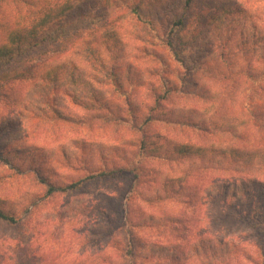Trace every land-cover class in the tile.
<instances>
[{"label": "rangeland", "instance_id": "rangeland-1", "mask_svg": "<svg viewBox=\"0 0 264 264\" xmlns=\"http://www.w3.org/2000/svg\"><path fill=\"white\" fill-rule=\"evenodd\" d=\"M198 4L200 10L230 6L243 13L235 14L230 20V31H224L226 38L231 37L226 46H220L225 38L209 35L203 45L208 47L207 51L198 54L189 49L185 52V65L177 62L157 39L150 42L158 44L152 48L163 56L165 63L143 54V46L150 43L134 40L135 25L129 19L119 18L118 32L112 34L117 35L125 51L113 47L110 55L127 53L124 66L117 71L121 78H125L126 67L132 64L135 68L133 82L125 86L124 98L139 105L144 116L154 114L158 118L148 128L154 139L147 141L153 148L163 144V138L173 145L217 144L221 139L213 124L220 122L221 117L245 118L250 125L264 121V56L245 57L238 48L241 32L250 27H256L264 39V0H199ZM4 10L15 15L18 8L12 4ZM80 13L81 10L72 13L73 22L66 33L71 32L74 22L80 26ZM118 16L115 14L114 19ZM6 40L7 32L0 33V48ZM66 45L69 50H80L73 41ZM61 47L56 40L49 41L42 52L20 57L4 66L3 72L26 71L56 59L55 50ZM31 84L15 83L10 91L24 100L33 89ZM116 87H100L110 92L104 101L113 107L111 113L107 111L110 117L103 119L99 116L107 112L101 104L94 105L90 100L80 102V106L64 99L59 113L53 103L44 104L42 109L30 103L13 107L2 96L0 122H8L10 130L0 136V151L15 145H36L43 150L42 172L25 167L26 162H17L23 169L20 170L0 161V200L25 204L19 226L0 223L2 254L13 264H264V227L254 230L243 225L235 212L223 208L220 196L204 193L206 188L213 191L212 186L227 177L221 175L226 173L216 172L213 160L181 159V166L189 172V182L184 189L175 187L172 195L150 187L156 171L167 167L157 157H139L138 144L143 133L132 118L119 119H126L129 113L123 109L125 99L119 98ZM155 92L168 93L163 109H153ZM164 111L185 117L198 115L207 121L196 127L168 124L161 117ZM251 133L257 138L255 128ZM139 161L142 169L135 175L85 182L81 189L66 194L47 196L39 178L43 173L59 184H71L83 180L92 169H115ZM179 166L176 163L174 170ZM237 168L264 182V169L260 166ZM138 214L151 215L154 225L141 222ZM20 242L23 249H18ZM132 249L134 256L128 254Z\"/></svg>", "mask_w": 264, "mask_h": 264}, {"label": "trees", "instance_id": "trees-1", "mask_svg": "<svg viewBox=\"0 0 264 264\" xmlns=\"http://www.w3.org/2000/svg\"><path fill=\"white\" fill-rule=\"evenodd\" d=\"M198 3L199 0H0V33L7 32V40L0 48V99L2 100V96L5 95L7 103L12 104L13 107H19L21 103L22 105L30 103L32 106L37 104V107L42 109L44 104L53 103L57 107L54 110L59 113L64 99L69 98L72 103L80 106V102L90 100V103L101 104L105 112L111 113L113 107H110L109 102L104 101L110 92L106 89L103 91L100 87L116 84L119 88L116 87L117 91H115L119 98L125 99L126 106L123 109H128L129 113L126 119L122 117L119 119L128 121L132 118L134 123L137 121L135 124L137 129L143 133L142 141L138 144L139 157L141 159L157 157L167 167L166 170L156 171L150 187L155 190L161 188L162 194L172 195L175 187L184 189L185 183L189 182V172L187 168L181 166L182 160L188 161L189 158L200 161L213 160V163L217 164L216 172L226 173L221 175L227 177H222L213 185V191L206 188L204 193L207 191L208 196H220L219 200L224 209L235 212L243 225L258 230L264 227V182L256 177L242 174L237 166L257 165L264 169V121L259 125L256 123L250 125L245 118L221 117L220 122L213 124L221 139L217 144L173 145L171 140L163 138L164 143L153 148L147 141L154 139V136H149L148 128L158 118L154 114L144 116L140 112L139 105L130 98H124L125 86L133 82L135 68L132 64L126 67L124 72L126 79L121 78L120 72L117 71L124 66L127 53L124 56L119 54L117 57L109 53L112 52L113 47L125 51L122 42L115 35V32H118L119 18L129 19L134 23V40L143 44L150 43L143 46L145 49L142 53L162 64L165 63L163 56L152 48L158 44L150 42L151 39L159 40L165 50L183 65L186 64L187 58L185 52L189 49H194L198 54L207 51L208 47L203 45L207 44L209 35L217 38L216 34H218L220 38H225V42L220 46H226L231 37L227 35L226 38L224 31H230V20L235 14L241 16L243 12L230 6L200 10ZM12 4L18 8L15 15L8 14L4 10L6 6ZM76 10H81L78 18L80 26L77 27V23L74 22L71 32L66 33L67 26L73 22L70 21V17ZM207 10L208 12L205 13L204 11ZM115 14L120 17L114 19ZM255 32H257L256 27L242 31L238 48L245 57L249 55V58L256 59L264 56V44H262L264 39L259 32L257 34ZM113 33L115 34L112 36ZM55 40L62 46L55 50L56 59L46 60L26 71L15 69L3 72L4 66L13 64L29 53L42 52L47 42ZM72 41L80 46V50L68 49L66 44ZM49 53L54 54L53 51ZM61 58L63 59L58 60ZM256 73L261 74L260 71ZM251 75L255 74L251 73ZM124 80L126 81L122 85ZM28 81L33 83L31 84L33 89L28 91L24 100L19 94L10 91L15 83ZM152 98L156 107L153 108L154 110L163 109V102L169 99L167 92L165 95L155 92ZM108 112L107 115L104 113L99 117L102 119L110 117ZM161 115L163 121L168 124L177 122L196 127L199 122L207 121L198 115L185 117L182 114L172 115L166 111ZM8 126V122H0V130H2L0 136L10 130ZM253 128L257 132V138H254L255 133L250 134ZM42 151L36 145H15L0 151V161L6 165H16L20 170L23 169L17 162H26L25 167L42 172L40 168L43 163V154L40 153ZM177 158H180L179 161L175 160ZM141 162L118 166L115 169H92L83 180L71 184H59L43 173H40L39 178L46 187L47 196L66 194L81 189L85 182L97 181L109 176L135 175L142 169ZM176 163L180 166L174 170ZM226 163L231 166L230 169L226 168ZM158 196L163 197L160 194ZM13 201L15 200H0V223L9 227L19 226L25 206L24 202L17 204ZM137 217L146 225L151 223L152 226L154 225L155 221L151 215L138 214ZM23 247L24 244L20 242L18 249ZM2 253L3 251L0 250V264H13ZM128 254L134 256L135 250H130Z\"/></svg>", "mask_w": 264, "mask_h": 264}]
</instances>
